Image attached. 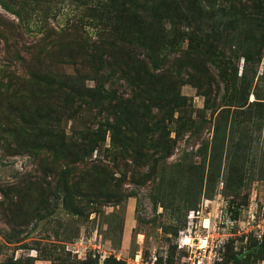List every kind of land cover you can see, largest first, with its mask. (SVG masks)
I'll return each mask as SVG.
<instances>
[{
    "label": "rangeland",
    "instance_id": "374dc122",
    "mask_svg": "<svg viewBox=\"0 0 264 264\" xmlns=\"http://www.w3.org/2000/svg\"><path fill=\"white\" fill-rule=\"evenodd\" d=\"M252 2L264 4L216 0L201 23L155 0H0V264H264V13ZM111 25L133 43L158 29L152 66L123 57L100 74L87 63L100 50L73 49L71 26L90 45ZM51 75L88 94L45 123L36 98ZM36 115L55 131L31 151ZM96 128L77 154L78 132Z\"/></svg>",
    "mask_w": 264,
    "mask_h": 264
},
{
    "label": "trees",
    "instance_id": "16d2710c",
    "mask_svg": "<svg viewBox=\"0 0 264 264\" xmlns=\"http://www.w3.org/2000/svg\"><path fill=\"white\" fill-rule=\"evenodd\" d=\"M216 0H155L156 4H160L161 6L165 5L169 8L170 11L173 12L172 17L175 18H184L186 15H194L197 16V19H199V22L205 23V20L202 19L203 11H205V8L210 6ZM252 6L256 9V11L260 13H264V4H260L258 2L255 4L252 2ZM202 13V14H201ZM201 14V16H200ZM180 16V17H179ZM142 24H146L148 21H145V17H142ZM151 20V19H150ZM156 23L158 21L155 20ZM112 26V25H111ZM153 36H148V39H144V42L139 43H133V42H127L122 36L117 34L114 30V27L112 26V29L106 30L100 34V37L98 41H92L89 44V40H86L83 37V32L80 31L78 28L71 26L69 28L68 35L71 38V43L73 46V49L78 53L84 56V50L88 47L96 48V50H100L101 56L95 57L93 54L90 55V59L87 60V63L90 65H93L94 63H101L103 62V66L99 69L100 74L106 73V66L112 65L115 68H119L121 64V60L123 57H133L135 56L138 58L140 55L141 58L144 60L143 63L148 62L152 66V62L156 59V53L158 49V44L160 43V36H157V34H160L158 29H155L152 31ZM50 36H59L55 35L54 30H50L47 32L46 38ZM51 44L53 45L52 41ZM138 51V53H136ZM181 57L183 58L187 53H185L182 50H179L177 52ZM195 54V53H194ZM184 55V56H183ZM169 57L164 56L160 61V66L165 64V62L168 61ZM181 58H174L171 59V65H173V62L180 61ZM137 62H140L138 59ZM154 66V65H153ZM160 66L157 70H161ZM162 73H167L166 71H162ZM129 74V73H126ZM135 74H141L139 71L135 72ZM44 96L37 97L36 100L40 101H46L45 110L47 113L44 116V122L46 123V119H48V116L52 112L54 118H59L61 114H65L68 112H71V104L70 106L67 105L68 101H73L72 99L74 97L80 98L83 96H86L88 93L87 90L84 88V86H77L72 85L71 82L68 79L63 78L62 76L58 75H51L47 78V82L42 87ZM68 89V90H67ZM102 93L97 94L98 98L103 99V94L106 92L102 90ZM74 94V96H72ZM61 97V98H60ZM50 99L57 100V104L54 107H48V102ZM69 109L70 111H66ZM39 113V110H38ZM45 113V111H44ZM40 115H42V110L40 111ZM35 120H31L30 123V130L35 131L36 133L34 135H29L28 137V143L31 145L28 147L29 150H33L36 147H39V145H33L36 141L37 136L41 135H50L51 132L55 131L54 128H51L50 126H46L43 123H40L41 116L36 115ZM103 119V126H104V118ZM79 142H85L84 148H77L75 152L77 154H80L81 152H85L88 150V146L91 144L92 141H94L96 135L98 134V128H96L94 131H79ZM9 143H6L2 149H8Z\"/></svg>",
    "mask_w": 264,
    "mask_h": 264
},
{
    "label": "bare ground",
    "instance_id": "6f19581e",
    "mask_svg": "<svg viewBox=\"0 0 264 264\" xmlns=\"http://www.w3.org/2000/svg\"><path fill=\"white\" fill-rule=\"evenodd\" d=\"M188 242H189V240H188ZM188 242L186 240L183 241L184 244H187Z\"/></svg>",
    "mask_w": 264,
    "mask_h": 264
},
{
    "label": "built area",
    "instance_id": "2783aa9c",
    "mask_svg": "<svg viewBox=\"0 0 264 264\" xmlns=\"http://www.w3.org/2000/svg\"><path fill=\"white\" fill-rule=\"evenodd\" d=\"M189 243V242H188ZM188 243H187V245H188ZM184 245V244H183ZM199 250V249H198Z\"/></svg>",
    "mask_w": 264,
    "mask_h": 264
}]
</instances>
